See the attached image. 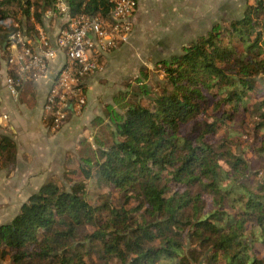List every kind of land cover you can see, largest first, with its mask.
<instances>
[{
  "label": "trees",
  "instance_id": "trees-1",
  "mask_svg": "<svg viewBox=\"0 0 264 264\" xmlns=\"http://www.w3.org/2000/svg\"><path fill=\"white\" fill-rule=\"evenodd\" d=\"M60 1L0 0L2 50L17 11L33 36ZM63 2L71 19H108L115 3ZM158 65L160 83L138 81L113 98L130 95L122 112L106 104L92 120L100 138L105 127L110 136L95 148L80 142L70 186L43 183L0 224V264H264V173L249 179L246 154L252 147L264 158V0ZM238 120L253 127L235 153L227 139ZM15 156L13 138L0 132V169ZM97 186L120 202L90 192Z\"/></svg>",
  "mask_w": 264,
  "mask_h": 264
},
{
  "label": "crops",
  "instance_id": "crops-1",
  "mask_svg": "<svg viewBox=\"0 0 264 264\" xmlns=\"http://www.w3.org/2000/svg\"><path fill=\"white\" fill-rule=\"evenodd\" d=\"M188 2L189 0H137L128 42L98 57L100 69L86 76L83 82L85 105L80 112L71 111L56 130L44 122L43 106L59 68L65 61L64 53L58 51L48 61L46 74L24 83L17 97H13L6 87L8 66L5 51L0 47V109L8 115L0 124V132L10 135L16 145L14 166L10 170L0 169V224L10 221L21 204L32 193L37 192L43 183L54 181L77 166L80 142L84 136L87 138L92 133L91 121L101 115L103 107L110 102L108 98L112 94L111 85H116L115 82L118 81L120 85L117 86H122L123 81L141 75V68L152 65L153 59L159 62L176 54L172 53L167 57L165 52L161 51L160 54L159 45L163 43L167 33L173 34L169 41L174 42L184 32L183 24L198 5L190 6ZM253 2L254 0L248 1V4ZM196 12L197 19L208 17L207 11L202 10L201 6ZM67 19L66 13L46 12L42 23L35 24L36 32H42L54 44L59 29ZM193 20L196 21V18ZM215 20L210 28L221 22ZM187 24L191 26L195 23L188 21ZM37 33L33 36L27 33L32 47L38 46ZM183 36L179 37L181 41ZM189 41L181 42V48ZM145 48H149L148 51Z\"/></svg>",
  "mask_w": 264,
  "mask_h": 264
},
{
  "label": "built area",
  "instance_id": "built-area-1",
  "mask_svg": "<svg viewBox=\"0 0 264 264\" xmlns=\"http://www.w3.org/2000/svg\"><path fill=\"white\" fill-rule=\"evenodd\" d=\"M114 2L108 19L86 15L71 19L67 16L54 44L39 32L38 46L32 47L28 42L26 29L17 24L8 35L9 45L4 52L8 66L6 87L13 97H17L24 83L46 74L48 61L58 51L65 55V61L59 68L43 106L42 118L54 130L63 124L70 113V107L71 111L82 110L86 98L81 85L86 76L100 69L98 57L129 40L137 0ZM56 8L59 12H67V6L62 0ZM48 13L54 12L49 10ZM7 118L8 115L0 109V124Z\"/></svg>",
  "mask_w": 264,
  "mask_h": 264
},
{
  "label": "rangeland",
  "instance_id": "rangeland-1",
  "mask_svg": "<svg viewBox=\"0 0 264 264\" xmlns=\"http://www.w3.org/2000/svg\"><path fill=\"white\" fill-rule=\"evenodd\" d=\"M248 1H251V0H189L188 4L190 3V6L195 7L198 4L197 9L195 11L192 10V16L189 15L187 17V22L192 21L195 24L194 25L192 24L191 26H189L187 22L183 24L184 32L179 35V37L181 35H184L182 37V41L179 39V37L176 38L174 42L169 41V38L173 36V34L167 33L165 36V40L163 41V43H160L159 45L161 48L159 53L161 54V51L162 53L165 52L166 54L165 53L164 54L167 57L172 53L181 52L182 51V48L180 46L181 42H187L195 38L199 34H205L207 30L210 28V26L213 24L214 19H216L215 21L220 20L221 22H219V24L224 25V24H227L232 19L240 17L245 7L248 5ZM200 6L202 10H206L208 13V17L206 18L202 17L201 20L197 19L196 17V14H197L196 11L200 10ZM16 13L14 17H11L8 19V23L12 22L13 24L19 25L20 28L26 29V25H27L26 18L19 11H17ZM194 18H196V21L193 20ZM147 49L149 48H145V51ZM154 50H158V49H154ZM151 64L152 65H149V66L144 65L140 70L141 75H138L137 78L130 77L127 81H123L121 84L122 86H117V85H120V82L118 81L115 82L116 85H111L112 94L109 96L108 99H110V102L107 104L113 105L114 107L113 106L112 107L115 110L122 112L124 104L126 103V98H129L130 95L126 94L125 98H121V102H118L117 104H115L113 103V98L117 96V94L121 92H126V91L129 92L137 84H141V83H138V81L140 80L152 86H156L158 83H160V81L162 80V71L160 70L161 68L158 65V60L153 59ZM90 124H91L92 133L87 138L86 136L83 135L84 137L82 139L83 141L89 142L88 144H91V146L95 148L97 144L94 142L97 141V139L98 140L101 139L100 142L102 141L104 142L106 139H109L110 129H108V127H105L103 136L102 138H100V135L98 133L99 132L98 127L92 125V121ZM252 127H253V122L250 120H246V121L238 120L233 125V128L231 129L233 133L231 136H228L229 139H227V143L231 147L233 152L240 153L245 148L243 146H246L247 144H249V141H251L250 133H252ZM225 134H226L225 131H220L218 134H216L215 136L209 137L208 139L210 142H214L218 140L220 136L224 138ZM257 153L258 152L255 150V148H252V147H249V150L246 153L248 163L250 166V171L248 175H249V179L251 180L259 179V177L264 173V158L259 157ZM90 155L89 153L88 154L86 153L85 156L87 157L84 159H88ZM73 181L74 179L72 177V174L71 175L63 174L62 176L54 180V182L58 183L61 186H65V187H69L71 182ZM96 190H98V192H101V193H106V194L108 193V196L113 202H120V197L116 192L114 191L109 192L108 188L101 187V186L92 188L90 192L96 194L98 193L96 192ZM257 253L261 254V252H257Z\"/></svg>",
  "mask_w": 264,
  "mask_h": 264
},
{
  "label": "water",
  "instance_id": "water-1",
  "mask_svg": "<svg viewBox=\"0 0 264 264\" xmlns=\"http://www.w3.org/2000/svg\"><path fill=\"white\" fill-rule=\"evenodd\" d=\"M70 110H72V108L70 107Z\"/></svg>",
  "mask_w": 264,
  "mask_h": 264
}]
</instances>
